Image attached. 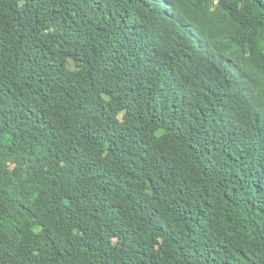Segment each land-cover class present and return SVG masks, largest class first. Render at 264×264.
Listing matches in <instances>:
<instances>
[{"label":"trees","instance_id":"obj_1","mask_svg":"<svg viewBox=\"0 0 264 264\" xmlns=\"http://www.w3.org/2000/svg\"><path fill=\"white\" fill-rule=\"evenodd\" d=\"M0 264H264V0H0Z\"/></svg>","mask_w":264,"mask_h":264}]
</instances>
